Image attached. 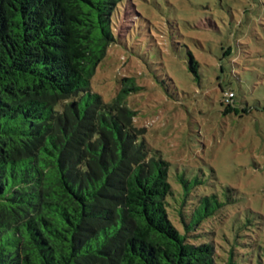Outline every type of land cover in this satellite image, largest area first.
<instances>
[{"label":"trees","instance_id":"1","mask_svg":"<svg viewBox=\"0 0 264 264\" xmlns=\"http://www.w3.org/2000/svg\"><path fill=\"white\" fill-rule=\"evenodd\" d=\"M129 3L0 0V264H264V229L227 236L236 201L149 146L141 87L92 89Z\"/></svg>","mask_w":264,"mask_h":264},{"label":"rangeland","instance_id":"2","mask_svg":"<svg viewBox=\"0 0 264 264\" xmlns=\"http://www.w3.org/2000/svg\"><path fill=\"white\" fill-rule=\"evenodd\" d=\"M130 2L92 89L110 100L131 82L141 87L126 104L171 172L236 201L227 236L249 221L264 229V0Z\"/></svg>","mask_w":264,"mask_h":264},{"label":"built area","instance_id":"3","mask_svg":"<svg viewBox=\"0 0 264 264\" xmlns=\"http://www.w3.org/2000/svg\"><path fill=\"white\" fill-rule=\"evenodd\" d=\"M233 96L234 94L232 92L226 94V100L229 101L230 99H232Z\"/></svg>","mask_w":264,"mask_h":264}]
</instances>
